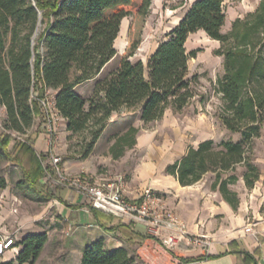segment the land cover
Wrapping results in <instances>:
<instances>
[{"label": "trees", "instance_id": "trees-1", "mask_svg": "<svg viewBox=\"0 0 264 264\" xmlns=\"http://www.w3.org/2000/svg\"><path fill=\"white\" fill-rule=\"evenodd\" d=\"M225 0H195L185 16L159 43L145 64L133 61L143 40V29L152 0H0V105L6 106V128L26 133L40 113L32 99L33 87L39 83L56 90L57 107L73 133L91 128V140L82 151L87 156L108 126L114 112L124 107L140 113L144 125L163 118L168 108L182 111L197 95L200 75H189V60L197 49L188 51L187 40L200 29L222 45L215 50L224 56L225 73L218 78L217 90L223 106L219 118L225 126L241 134L240 139L202 140L190 145L179 159L169 163L166 171L182 185L198 182L210 171L216 172L212 183L234 209H238V191L230 187L239 180L233 170L245 164L243 178L252 188L260 177V167L248 155L254 139L261 136L264 123V0L256 10L237 17L229 31ZM132 16L129 43L119 64L105 66L117 55L115 41L126 16ZM43 24L38 38L35 32ZM34 40H36L34 42ZM95 79L90 95L76 87ZM145 127V126H143ZM141 126L133 122L122 133L113 135L110 151L120 158L137 143ZM10 135L0 134V160H10L23 171V181L36 188L46 168L34 141L9 149ZM8 185L0 176V189ZM1 207V200H0ZM48 240L46 231L26 234L16 257L0 264H34ZM239 264H259L254 252L230 243ZM192 260V259H188ZM80 264H143L137 253L125 246L110 249L103 237L85 249Z\"/></svg>", "mask_w": 264, "mask_h": 264}, {"label": "crops", "instance_id": "crops-1", "mask_svg": "<svg viewBox=\"0 0 264 264\" xmlns=\"http://www.w3.org/2000/svg\"><path fill=\"white\" fill-rule=\"evenodd\" d=\"M194 1L191 0L190 6ZM188 9L180 17L178 23ZM117 39L115 46L118 51ZM111 61L107 63L105 69ZM94 83L95 79H91L79 84L76 89L82 95H90ZM85 84L91 86L88 93L81 91ZM170 109L166 110L162 119L168 118ZM131 113L133 112L124 107L122 112L113 113L111 122L116 119L121 120ZM38 116L44 121L40 113ZM140 120L142 123L136 121L133 123L143 129L144 122L142 119ZM110 124L97 140L93 150L83 157L81 152L69 147L68 136L72 131L67 129V121H65L61 139L55 146V151L63 155L62 166L64 170L70 174L86 172L95 180L101 178L114 179L123 174L127 185L126 194L130 198H139L145 189L152 187L162 197L165 207L183 219L192 233L207 234L209 241L207 244L194 245L181 242L167 250L164 247L163 236L155 235L147 223L136 221L131 217H119L98 209H92L89 197L72 187L58 184L56 179L49 180L46 176L40 181L42 183L49 181L48 184L50 185H45V190L37 191L38 196L36 198L45 199L47 202L37 212H32L34 209H30L32 213L23 216L13 213L11 202L16 196L15 191L12 190L11 185L2 189L0 226L18 217L20 228L25 227L27 229L24 231V236L30 232L46 231L48 240L42 253L53 238V232L58 231L59 227L63 225L67 228L71 227L73 234L69 246L65 241H60L59 237H55V257L52 260L54 264H80L86 247L101 237L105 239L108 248L114 249L125 246L131 252L137 253L144 260V264H239L237 254L230 250L231 242L236 247L251 252L260 249V255H256V257L259 259V264H264V135H261L263 140L260 141V145L255 147V151L256 149L261 151V153H255L256 163L261 171L260 177L252 188L247 187L243 179L246 191L239 192L240 204L238 209H234L218 189L212 188V183H204L206 174L194 184L182 185L175 175L166 171L167 165L181 158L190 145H198L202 140L210 137H204L197 142L188 144L179 157L167 160V155L160 157L159 150L153 145L154 133H141L140 130L137 143L116 159L110 151L115 138L108 140L107 146L105 145ZM174 128L176 129V127ZM34 138L37 152L46 153L49 160L50 146L46 139L45 130H37ZM149 148L153 149L154 152L151 150L153 153L146 158L143 154ZM134 150L135 152L138 151L136 155L132 154ZM45 215L48 218L47 221H43ZM249 224H254L253 229L261 230L260 233L246 231V226ZM18 240L20 242L22 238ZM20 249L17 254L15 250L6 251L4 254L11 253L5 258L3 257L0 263L16 259ZM24 264L31 263L25 262Z\"/></svg>", "mask_w": 264, "mask_h": 264}, {"label": "rangeland", "instance_id": "rangeland-1", "mask_svg": "<svg viewBox=\"0 0 264 264\" xmlns=\"http://www.w3.org/2000/svg\"><path fill=\"white\" fill-rule=\"evenodd\" d=\"M190 3L191 0H152L151 10L143 29V40L136 53L131 56V59L133 61L141 59L145 64H147L149 57L155 51L159 43L171 36V31L176 27L180 17H182L189 8ZM259 3L260 0H225L224 10L226 12V21L223 26V31H229L232 27L233 21L237 17H244L248 12L256 10ZM131 19V15L126 16L124 19L120 35L117 39V55L113 58L106 70L117 66L121 58L126 53L127 45L129 43V28ZM42 27L43 24L40 22L34 35L35 38L39 37ZM35 41L36 40H34V42ZM221 45L222 43L220 40L211 38L205 31L202 30L196 31L190 35L187 42L188 51L193 49L198 50L197 55L192 56L189 60V75L191 76L195 73L200 75V83L197 86V95L182 111H174L173 109H170L168 112L170 113L168 118L144 125L145 127L141 129V133H154L153 145L159 150L160 157H165L167 155V160L175 159L185 151L188 144L197 142L204 137L214 138L216 141L228 138L237 139V137H241L239 132L229 130L219 118V112L223 106V100L221 93L217 90L218 78L224 75L225 68L223 63L224 56L216 54L215 50ZM90 87V84H85L81 88V91L83 93H88ZM42 91V84L38 82V84L33 87V93L34 95H37V93H41ZM39 116L36 115L33 124L28 129V135L24 136L21 135L15 128H6L8 124L7 109L6 106L0 105V134H3L4 136H11L8 146L11 151H15L18 146L25 141H34V135L37 130H45L43 126L44 121L40 119ZM134 121L142 123L140 120V113H131L121 118V120L116 119L112 120V122L110 118L108 123L111 124L106 134L109 139L107 138L105 145L107 146V142L111 140L113 135L122 133L124 128ZM61 127L59 140L61 139V132L64 131V125L62 124ZM174 127H176V129ZM261 135H264V123ZM257 138L254 139L255 143L252 151H249L248 153V155L253 158L255 163V153H261V151L257 149L255 151V147L260 145V141L263 140L261 139V136ZM90 140L91 128H86L83 131L73 134L71 133L68 136L69 147L81 153ZM151 150L153 151L151 148L147 149L143 156L148 158L149 155L154 152ZM137 153L138 151H132L133 155H136ZM40 154L42 153H39V155ZM59 154L63 158L62 153ZM154 155L155 153L153 156ZM41 159L44 167L46 168L44 177L46 176L49 180L56 179V174L51 169L52 166L50 165V159L48 160L47 157H42ZM246 169L245 164H238L233 170L228 171L225 174L236 173L239 176V180L230 185V187L238 191V193L246 191L243 180V174ZM49 173H51L50 176ZM0 176H5L8 185H11L12 190L14 189L15 191L16 196L13 197L11 202V209L13 213L18 216L19 214L23 216L27 213L37 212L38 209L41 210L43 208L42 206L46 204L47 201L45 199H38L36 196H38L37 191L42 189L45 190V185H47L49 181L45 183L40 181V184H38L36 188H31L23 181L24 175L21 167L10 160H0ZM215 176L216 172H208L204 183H213ZM2 191L3 190L0 189V200L3 197ZM15 206H18V211L13 210ZM30 209H34V211L31 212ZM46 219L48 218L45 215L43 217V221H47ZM252 225L255 227L254 224ZM26 230L27 229L25 227L20 228L18 217H15L13 221L0 226V232L3 234H14L18 244V239L24 237V231ZM260 231L261 230H257L255 228V233L259 234ZM72 234L73 230L71 227L67 228L65 225L59 227L58 231L53 232V238H51L50 243L35 264H54L52 260L55 257V237H59L61 239L60 241H65V243L68 244L67 246H69ZM19 246L22 247V244H19ZM164 247L167 250L171 248L167 245H164ZM10 253L11 252L0 255V261L3 257L5 258ZM15 253L17 254V251ZM142 263L144 264V260H142Z\"/></svg>", "mask_w": 264, "mask_h": 264}, {"label": "built area", "instance_id": "built-area-1", "mask_svg": "<svg viewBox=\"0 0 264 264\" xmlns=\"http://www.w3.org/2000/svg\"><path fill=\"white\" fill-rule=\"evenodd\" d=\"M32 99L38 103L40 114L44 118L46 139L50 146L49 156L52 171L56 174V182L83 193L90 198L92 209H98L119 217H131L149 225L155 235L163 236L164 245L174 247L181 242L194 245L207 244L208 237L204 233H192L187 223L174 211L165 207L163 199L152 187L145 189L141 197L130 198L127 196L125 176L116 178H101L95 180L86 172L70 174L62 166L63 158L55 151L59 140L61 125L66 118L59 111L56 100V90L45 87L41 93L32 94ZM26 133L21 135L27 136ZM51 173H49V176ZM18 211V206L13 208ZM246 231L254 232L253 225L246 226ZM19 244L14 234L0 232V255L8 250H19Z\"/></svg>", "mask_w": 264, "mask_h": 264}]
</instances>
